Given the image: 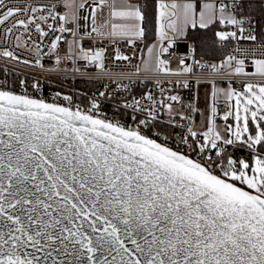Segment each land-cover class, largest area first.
<instances>
[{
	"label": "snow or ice",
	"instance_id": "obj_1",
	"mask_svg": "<svg viewBox=\"0 0 264 264\" xmlns=\"http://www.w3.org/2000/svg\"><path fill=\"white\" fill-rule=\"evenodd\" d=\"M240 7L0 0V61L54 55L53 70L83 62L116 84L98 93L109 117L0 80V264H264V0L260 19ZM178 42L191 55L174 69ZM109 60L140 63L111 75ZM141 73L155 91L136 96Z\"/></svg>",
	"mask_w": 264,
	"mask_h": 264
},
{
	"label": "built area",
	"instance_id": "obj_2",
	"mask_svg": "<svg viewBox=\"0 0 264 264\" xmlns=\"http://www.w3.org/2000/svg\"><path fill=\"white\" fill-rule=\"evenodd\" d=\"M231 3L232 0H227ZM241 7L238 8L237 15H242L243 9V0H240ZM71 39V37H68ZM247 42H242V46H246ZM85 46H91L90 42L85 41ZM235 46V42L233 44ZM65 44L61 48V55H63ZM142 47V46H141ZM111 51V50H110ZM123 51L128 53V49L124 48ZM174 54L172 55V67L174 69L178 68V60L182 55H191L190 51L185 48L183 42H178L176 47L171 50ZM130 54V53H129ZM140 63L139 60H133L131 65H128L126 62H115L111 60L108 62V71L111 75H117L119 73H127L132 75L135 73V65ZM189 63L191 61L189 60ZM44 68H32L24 66L22 64H7L4 61H0V80L7 79L9 84L15 86L14 82H18L20 79H24L28 84V91L30 94L36 95L38 97H44L49 101L52 100V97L55 96L57 92H60L61 95H72L74 103H78L81 107L89 106V101L93 98H96L101 103V109L103 112L107 113L109 117L113 115L115 100H106L103 97H99L98 93L100 91L113 92L116 89V84L109 78V76L102 75L99 70L95 67H83V62H80V71L75 72L73 66L70 63H65L60 65V71L53 70L55 69V56L45 57L43 60ZM8 68L10 71L7 76L3 73L2 69ZM64 69H67L66 71ZM200 74V73H198ZM135 80V84L132 85V94L139 96L144 91L153 88V82L146 78L144 73H141L139 76L133 75L132 77ZM38 80L41 85V90L39 93H36L31 88V84ZM124 83H129L127 79L124 80ZM107 86V87H106ZM17 91H21L18 87ZM181 95L188 99L191 95V92L195 91V88L192 90H181ZM125 94L120 92L117 96V99H120Z\"/></svg>",
	"mask_w": 264,
	"mask_h": 264
},
{
	"label": "trees",
	"instance_id": "obj_3",
	"mask_svg": "<svg viewBox=\"0 0 264 264\" xmlns=\"http://www.w3.org/2000/svg\"><path fill=\"white\" fill-rule=\"evenodd\" d=\"M259 3L260 0H243L242 15L250 13L249 5L252 4L256 8V11L251 14L255 15L257 19H260Z\"/></svg>",
	"mask_w": 264,
	"mask_h": 264
},
{
	"label": "rangeland",
	"instance_id": "obj_4",
	"mask_svg": "<svg viewBox=\"0 0 264 264\" xmlns=\"http://www.w3.org/2000/svg\"><path fill=\"white\" fill-rule=\"evenodd\" d=\"M205 90H206V88L202 91V93H201L202 95L200 97V106L201 107H203L204 106V103H205V100H204Z\"/></svg>",
	"mask_w": 264,
	"mask_h": 264
},
{
	"label": "crops",
	"instance_id": "obj_5",
	"mask_svg": "<svg viewBox=\"0 0 264 264\" xmlns=\"http://www.w3.org/2000/svg\"><path fill=\"white\" fill-rule=\"evenodd\" d=\"M205 88H207V86L206 85H201L200 86V88H199V95H200V97H201V93H202V91L205 89Z\"/></svg>",
	"mask_w": 264,
	"mask_h": 264
}]
</instances>
